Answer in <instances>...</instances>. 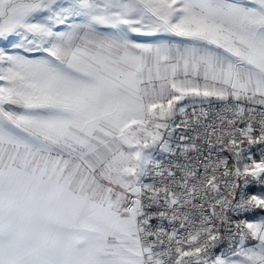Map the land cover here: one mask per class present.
<instances>
[{"label":"snow or ice","instance_id":"6c2138e0","mask_svg":"<svg viewBox=\"0 0 264 264\" xmlns=\"http://www.w3.org/2000/svg\"><path fill=\"white\" fill-rule=\"evenodd\" d=\"M0 264H264V0H0Z\"/></svg>","mask_w":264,"mask_h":264}]
</instances>
